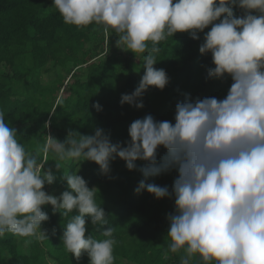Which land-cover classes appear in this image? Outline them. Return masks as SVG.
<instances>
[{"label":"clouds","instance_id":"obj_1","mask_svg":"<svg viewBox=\"0 0 264 264\" xmlns=\"http://www.w3.org/2000/svg\"><path fill=\"white\" fill-rule=\"evenodd\" d=\"M53 6L65 24L102 25L104 32L117 34L119 48L147 53L144 74L131 94L121 95V105L142 108L140 98L149 87L163 90L169 83L165 70L154 67L159 42L177 32L198 39L209 25L199 45L201 54H211L214 67L208 76L227 75L232 83L223 99L190 100L185 94L175 105L174 123L151 114L134 120L123 145L112 143L101 128L92 135L69 129L63 142L49 134L30 153L0 110V238L48 240L41 225L49 216L42 206L50 205L53 213H73L62 235L68 253L77 261L87 255L88 264H114L112 228L102 230L103 239L85 236L86 221L102 228L107 224L98 190L63 171L67 190L59 196L46 193L44 186L57 177L44 165L52 153L55 162H94L106 175L117 158L128 170L140 160L143 179L135 193L174 198L166 257L182 253L180 264H191L197 256L200 264H264V0H53ZM233 6L243 16H234ZM92 107L101 110L99 103ZM160 147L166 152L158 163ZM173 170L171 192L145 183Z\"/></svg>","mask_w":264,"mask_h":264},{"label":"trees","instance_id":"obj_2","mask_svg":"<svg viewBox=\"0 0 264 264\" xmlns=\"http://www.w3.org/2000/svg\"><path fill=\"white\" fill-rule=\"evenodd\" d=\"M232 11L237 17L244 14L236 6ZM210 28L197 33L195 40L187 32H177L159 42L154 67L165 70L169 83L163 90L149 87L140 98L143 107L137 109L121 105L120 98L138 86L147 53L119 48L117 34L104 32L102 25L65 24L53 0H0V110L30 153L46 142V135L63 142L69 129L92 135L101 128L110 134L112 143L123 145L129 140V125L138 118L151 114L158 121L174 123L175 105L185 94L190 100L225 98L231 77L210 78L211 54L199 52ZM95 103L100 111L92 107ZM165 152L158 148V163ZM53 159L49 153L44 168L52 169L57 180L43 190L56 196L67 190L66 181L60 179L61 168L98 190L97 203L106 213L107 224L102 228L86 221L85 236L103 239L102 230L112 228L114 264L122 260L126 264H180L182 253L164 255L169 243L167 217L175 211L174 198L157 199L146 191H134L143 179L138 169L144 161L137 160V168L128 170L117 158L105 175L91 161L50 163ZM56 163L60 169L51 166ZM176 176L173 170L151 176L145 183L167 186L171 192ZM42 210L49 216L41 225L48 240L6 234L0 238V264H88L87 255L77 261L62 244L64 225L73 213H53L50 205ZM191 264H200L199 257Z\"/></svg>","mask_w":264,"mask_h":264},{"label":"rangeland","instance_id":"obj_3","mask_svg":"<svg viewBox=\"0 0 264 264\" xmlns=\"http://www.w3.org/2000/svg\"><path fill=\"white\" fill-rule=\"evenodd\" d=\"M142 67H143V65H142ZM142 69H144V67ZM47 79H48L47 77L44 78L45 81H47ZM50 163H55V162L50 160ZM51 166L56 167L55 164H52ZM61 171H65V170H62V168H61ZM120 264H126L125 260H122V262Z\"/></svg>","mask_w":264,"mask_h":264},{"label":"bare ground","instance_id":"obj_4","mask_svg":"<svg viewBox=\"0 0 264 264\" xmlns=\"http://www.w3.org/2000/svg\"><path fill=\"white\" fill-rule=\"evenodd\" d=\"M108 70V69H107Z\"/></svg>","mask_w":264,"mask_h":264}]
</instances>
